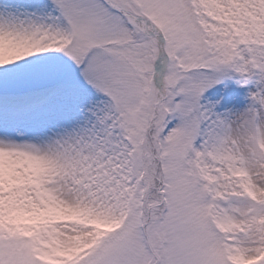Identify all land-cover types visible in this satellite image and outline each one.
<instances>
[{
    "label": "snow or ice",
    "instance_id": "6c2138e0",
    "mask_svg": "<svg viewBox=\"0 0 264 264\" xmlns=\"http://www.w3.org/2000/svg\"><path fill=\"white\" fill-rule=\"evenodd\" d=\"M0 264H264V0H0Z\"/></svg>",
    "mask_w": 264,
    "mask_h": 264
}]
</instances>
